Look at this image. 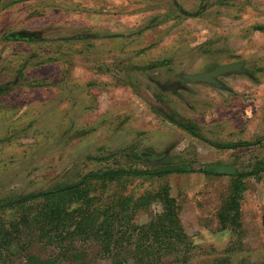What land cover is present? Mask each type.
I'll return each instance as SVG.
<instances>
[{"label": "rangeland", "instance_id": "obj_1", "mask_svg": "<svg viewBox=\"0 0 264 264\" xmlns=\"http://www.w3.org/2000/svg\"><path fill=\"white\" fill-rule=\"evenodd\" d=\"M241 4L0 0V200L75 181L100 166L89 156L124 150L169 152L173 164L198 170L256 169L264 162V36L250 26L264 22V12ZM239 62L250 75L220 76L221 87L185 79ZM190 122L204 139L181 127ZM258 140L236 150L213 145ZM168 180L194 242L187 264H264V175L246 180L238 231L215 220L230 177ZM157 211L153 205L137 222ZM77 250L80 260L67 253L57 264H111L94 246ZM31 253L59 255L41 245ZM24 259L0 257V264Z\"/></svg>", "mask_w": 264, "mask_h": 264}, {"label": "trees", "instance_id": "obj_2", "mask_svg": "<svg viewBox=\"0 0 264 264\" xmlns=\"http://www.w3.org/2000/svg\"><path fill=\"white\" fill-rule=\"evenodd\" d=\"M181 127L204 139L195 123ZM260 141L213 145L221 150H236ZM125 151L103 158L89 156L100 166L78 174L75 181L0 200V257L24 255L28 264H57L66 259L62 254L67 253H72V260H80L79 244L94 246L100 258L111 264H187L194 242L184 227L182 206L172 196L168 178L196 172L206 178L230 177L229 195L215 213V220L223 230L231 225L238 231L242 229L246 180L252 176L261 180L264 175V162L246 173L219 163L198 170L173 164L169 152ZM124 158L129 161L122 163ZM153 205L159 211L149 222L139 224L138 216ZM36 245L53 253L58 251L59 255L43 258L32 254Z\"/></svg>", "mask_w": 264, "mask_h": 264}, {"label": "water", "instance_id": "obj_3", "mask_svg": "<svg viewBox=\"0 0 264 264\" xmlns=\"http://www.w3.org/2000/svg\"><path fill=\"white\" fill-rule=\"evenodd\" d=\"M231 73H242L250 75L249 71L245 69L244 64L239 62L220 66L208 73L198 75H187L185 76V79L193 83H204L221 87V83L217 80L218 77Z\"/></svg>", "mask_w": 264, "mask_h": 264}, {"label": "crops", "instance_id": "obj_4", "mask_svg": "<svg viewBox=\"0 0 264 264\" xmlns=\"http://www.w3.org/2000/svg\"><path fill=\"white\" fill-rule=\"evenodd\" d=\"M226 1V0H224ZM244 4L243 5H247V3L249 2V4L251 3L254 7L256 11H262L264 12V0H243ZM260 3V6H258ZM242 4L240 6H243ZM251 29H255L256 31H258L260 33V36H264V22L260 23V24H251L250 26Z\"/></svg>", "mask_w": 264, "mask_h": 264}]
</instances>
